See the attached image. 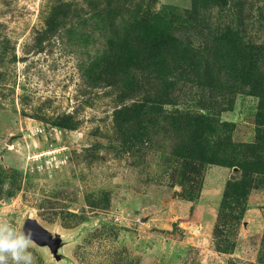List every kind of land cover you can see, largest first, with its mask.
Here are the masks:
<instances>
[{
	"label": "rangeland",
	"instance_id": "374dc122",
	"mask_svg": "<svg viewBox=\"0 0 264 264\" xmlns=\"http://www.w3.org/2000/svg\"><path fill=\"white\" fill-rule=\"evenodd\" d=\"M222 2L0 0V221L31 220L34 264H264V175L243 185L237 165L180 156L159 115L209 118L236 162L264 131L258 96L211 104L179 82L159 112L147 71L121 82L101 66L138 21L195 44L231 25L243 47L264 44V0Z\"/></svg>",
	"mask_w": 264,
	"mask_h": 264
},
{
	"label": "trees",
	"instance_id": "16d2710c",
	"mask_svg": "<svg viewBox=\"0 0 264 264\" xmlns=\"http://www.w3.org/2000/svg\"><path fill=\"white\" fill-rule=\"evenodd\" d=\"M222 1L227 3V0ZM201 31L205 41L195 44L163 32L150 23L138 21L119 46L107 52L101 66L105 73L117 75L121 82H128L131 78L140 82L141 73L147 71L153 83L151 102L159 112L163 105L177 103L179 82L206 89L211 104L219 105L226 103L231 89L247 87L259 98V124L264 125V44L250 49L243 47L239 33L231 25L224 27L208 23ZM229 102L231 105V100ZM162 114H159L160 118L183 138L181 152L185 153H179L180 156L225 166L237 165L243 171V185L253 173L264 175V131L260 130L256 143L239 144L234 152L236 162H231L223 158L225 149L220 143L222 140L215 142L207 138L212 133L209 118L203 115ZM235 186L234 183L229 184V188L236 190L237 194L240 189Z\"/></svg>",
	"mask_w": 264,
	"mask_h": 264
},
{
	"label": "clouds",
	"instance_id": "9594fccd",
	"mask_svg": "<svg viewBox=\"0 0 264 264\" xmlns=\"http://www.w3.org/2000/svg\"><path fill=\"white\" fill-rule=\"evenodd\" d=\"M32 229L5 219L0 221V264H34Z\"/></svg>",
	"mask_w": 264,
	"mask_h": 264
},
{
	"label": "water",
	"instance_id": "95a60500",
	"mask_svg": "<svg viewBox=\"0 0 264 264\" xmlns=\"http://www.w3.org/2000/svg\"><path fill=\"white\" fill-rule=\"evenodd\" d=\"M32 222L30 219H28L24 225L25 231H27L29 228H31Z\"/></svg>",
	"mask_w": 264,
	"mask_h": 264
}]
</instances>
